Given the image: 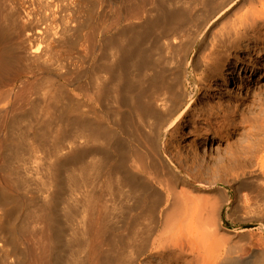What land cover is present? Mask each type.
<instances>
[{"label": "bare ground", "instance_id": "bare-ground-1", "mask_svg": "<svg viewBox=\"0 0 264 264\" xmlns=\"http://www.w3.org/2000/svg\"><path fill=\"white\" fill-rule=\"evenodd\" d=\"M93 1L44 0V3H38L39 6L36 7L34 6L35 2L30 4L28 1L29 4L27 5V0H0V103L4 100L6 105V101L12 94V88L19 80L20 85L27 87L24 84L28 82V79L33 78L34 83L38 84L36 88L39 90L41 86V89L44 90L42 93L40 89L44 96L43 109L45 114H51L55 121L61 122L60 126L52 133L54 134V142L52 149L49 148L47 151L49 152L46 155L47 159L44 156L46 161L44 164L39 162L43 164L40 168L42 181L41 187L37 191L43 195V201L37 202L36 214L28 217L31 221L27 218L33 226L39 222L45 225L41 236L43 242L40 240L44 244V248L42 247L44 249L42 258L44 264H83L82 260L80 261L78 256L76 257V253L84 250L86 246L85 241H80V237L83 236L80 233L81 230L77 232V230L73 231L75 228L71 229V233H68L70 239L64 240L68 242L69 249L65 248L67 252L63 250V247L66 246L62 241L65 232H63L64 227H62V220H60L57 211L62 206L64 213L62 216L70 223L73 220V210H71L69 200L72 201V204L74 201L78 206L79 209L76 208L79 210L77 213H81V219L78 220L86 221L87 226L85 225V228H87L85 231L88 229V232L91 233L92 245L90 260L88 259L90 264H144L140 263L138 258L145 254L149 259H146V263L153 264L151 259L156 245L155 235L157 231L163 230V228H160V231L158 229L160 227H158L159 221L164 220L168 230L174 233L173 235L181 233L186 228L184 222L187 219L184 218L185 220L182 221V214H186V210L190 206L193 207L191 203L197 202L196 200L200 198L196 197L194 200L193 195H190L193 197L191 199L187 190L191 189L192 193L193 191H202L200 187L203 186L205 180L204 178L202 181L199 177L191 179L189 174L183 171L184 163H187L186 160L191 155L189 157L188 155H180L179 162L176 160L178 163L175 165L176 169L172 166L175 155L172 156L171 142L176 137L181 136L184 128L187 127H189L188 132L195 138L202 134L210 136L215 133L216 135L221 129H231L242 124L245 126L250 124L249 105H246L248 109L243 108V113L240 112L239 122L234 117L236 111L231 103L225 107L221 105L206 107L204 104L200 109L196 107L198 103L195 96L202 88H200L201 83L208 88H212L214 85L216 87L228 85L236 74L233 65H231L230 57H227L226 60L220 58L221 61H218V58L222 56V50L217 51V55L212 54L214 57L211 55L213 58L210 60V56L208 62L205 59L203 61V56L201 57V54L206 50L210 53L212 50L210 48L214 43L218 45L219 41L214 42L213 33L219 24L221 26L224 18L232 15L234 9L231 7V3L233 0H136V2L134 0H113V3L118 4V6L105 18V22L103 21L105 23L104 29L110 34L102 37L101 45L98 44L99 37L97 38V30L99 29L96 30V26L92 27V24L91 26L87 24L90 23L91 18L88 20L90 17L89 9L93 5ZM132 2H134L133 5L126 6ZM257 2L261 5L260 9H256L254 6L255 9L251 11L246 10L249 13L250 20H248L253 34L244 33L243 37L246 39H241V42L249 41L255 36L264 37V32H260V29L264 28V1L257 0ZM236 11L235 13H237ZM83 13L89 15L84 18L85 20L83 19L89 28L86 26L88 29L86 28L87 31L81 36L82 42H80V34L78 33L80 22L77 23V19H79L78 14L83 15ZM243 16L245 17V15ZM239 45L236 48L240 47ZM214 46L217 49L215 44ZM246 46L245 50L243 49L245 53L250 50L248 44ZM78 52L83 53L81 59L83 65L90 59L89 66L86 64V68L84 67V77L87 78L85 84H80L79 79L76 78L71 80L66 77L64 79L65 77H61L62 73L57 74V77L52 76L50 73L52 65L54 66L55 63L60 65L63 61L66 63L73 62V58L78 55ZM191 55L194 56L192 59L190 58ZM213 59L217 62H214ZM52 72L55 74L58 71ZM262 76L261 72L259 79ZM70 86L80 91L90 103V105L82 103L83 107H88L84 111L81 110L83 109L82 104L77 101L79 108L76 105L75 108L78 110L75 111L78 112L75 118L72 116L73 114L71 115L74 119L68 117L69 108L67 106L72 98L68 94ZM189 86L194 90L193 93L189 91ZM210 88L206 90L208 94L204 95L205 97L213 95ZM259 91V93L264 94L262 92L264 90ZM27 92L25 91V93ZM30 105L33 106V103ZM3 106L0 108V114L6 110ZM35 107L33 108L34 112ZM259 107L262 108L263 112L258 120L259 127L256 131L258 135L248 143L237 147L229 143V136L227 139L225 136L215 138L220 142H226V150L217 153V156L224 158L226 162H236L234 163L236 164L235 167L239 165L242 168L240 172H237V169L236 173L234 172L229 188L234 189L244 202L254 200L255 204H260V209L264 215V125H262L264 122V102H261ZM50 109L52 111L54 109V111L52 112ZM88 114L91 116L90 118ZM29 115L27 116L29 117ZM32 116L34 118L35 114ZM201 116H205L203 126L198 124V120L202 119ZM105 118H107L106 121L110 120V124L105 123ZM13 119L9 122H13ZM66 121L72 125L71 132L65 128L64 123ZM71 125L69 126L71 127ZM12 129L14 130V127ZM16 129L15 132L18 131V128ZM30 129H32L31 136L25 135V132L20 133V131L17 132L18 135L12 136L9 132L10 134L2 142L4 156L2 155L1 164L5 167V174L9 177L5 187L0 186L2 187L0 188V256L5 261L8 259L17 261L19 259L17 253L19 250L17 249L20 248L21 241L19 242L18 236L15 237V227L18 224L15 225V223L19 220L15 210L18 209V205L20 207L21 200L13 194V190H19L20 187L24 190L28 187V184H25L28 182L24 181L25 176L23 179L19 173L21 172L19 171L20 167L22 168L21 165L25 164L27 157L25 155L31 153L34 148L43 146V149L46 148L44 139L47 132L44 134L41 131L39 134L41 128L39 132L38 128L33 129L31 127ZM22 130L24 131V128ZM8 131H10L9 124ZM52 134L50 133L49 137ZM28 138H36L38 141L34 142L32 146V144H27ZM205 140L207 139L205 138ZM252 141H254L253 144ZM61 151H65V154H61ZM183 176L186 180L183 179ZM38 177L40 178V176ZM189 180L195 181V184H190ZM226 181L223 183L228 185L229 183L227 184ZM213 185L215 186V184ZM65 189L68 192H65ZM222 189L227 191L226 188ZM75 193L79 194L78 199L73 198ZM199 193L196 194L201 196ZM204 199L211 200V198L208 200V197ZM74 206L72 207L75 208ZM25 210L27 211V208ZM208 210L210 211L209 213L206 212L208 213L207 216L205 215L208 218L206 220L212 222V219L216 217L221 218V209L212 206ZM14 214L16 215L14 216ZM196 215L198 216V214ZM115 219L118 221L117 226H115L116 229L114 225L110 226L108 223ZM200 224L202 223L198 225L201 226ZM204 226L201 228H204L203 231L205 232ZM23 229L20 226L21 234L24 232ZM38 229L40 230V228ZM114 229L123 232V234L112 233ZM27 230H29L28 227ZM31 233L33 234V232ZM182 233L184 235L185 230ZM160 234L158 233V235ZM205 238L207 239V237ZM164 241L163 244H166L167 240ZM33 242L35 241L33 240ZM205 242L194 238L187 240V244L191 248L205 244ZM105 244L109 245L106 251L103 249ZM163 244L161 243V245ZM179 245L181 244L179 243ZM170 246H172L171 243ZM220 246L213 248L217 250ZM21 247L24 246L21 245ZM117 248L127 249L128 254L125 251L126 256L122 255L121 252L123 251ZM228 248L230 249L227 250L229 251L228 255L223 262L220 261L221 264H237L234 256V254H238L237 251H232V247ZM210 263L216 264L215 261ZM1 264L3 263L1 262ZM259 264L261 263L259 262Z\"/></svg>", "mask_w": 264, "mask_h": 264}, {"label": "rangeland", "instance_id": "rangeland-1", "mask_svg": "<svg viewBox=\"0 0 264 264\" xmlns=\"http://www.w3.org/2000/svg\"><path fill=\"white\" fill-rule=\"evenodd\" d=\"M28 1L30 2V4H33L35 2L36 5L34 3V6H36V7L39 6L38 3H42V2L44 3V0H42V1L41 0H35V1L32 0L33 2L31 0H27V2ZM37 1H40V2H37ZM134 1L136 2V0H134ZM262 1H264V0H262ZM29 2L27 3V5L29 4ZM92 4L93 5L90 7L91 10L89 9L90 17H88L89 15H85L84 13H83V15H81L82 13L78 14V18L79 19H77V23H78V21L80 22L79 23V27L80 28L78 30V33L80 34L79 40L80 39L82 40L81 36H83L85 34L84 32H86L87 29L89 28V25L91 26V24H92V27L96 26L95 27L96 30L99 29V30H97V32H98L97 38L99 37L98 38V44L101 45L100 41L102 40V37L104 38V36H106V35L108 36L110 34L109 32L106 31V29H104L105 18L112 11H115L117 9L118 4L113 3V0H94ZM133 4H134V2H132L131 4H127L126 6L133 5ZM231 4H230L231 7H233V9H234V11L232 13L233 16L230 14V16L226 17L227 19L224 18L223 19L224 21L222 20L221 26L219 24V26H217L218 28L216 27V30H214L215 33H213V36L215 37V38L213 37L214 42L219 41V43H220V44L218 43V45H217V43H214L216 45L217 49L219 47L220 48L222 47L223 49L219 48L217 50L215 48L214 44H213V46L210 48V50L212 49L211 50L212 52L210 51V53H209V51L206 50L205 52H203L201 54V57L203 56L202 60L205 59L208 62L209 59H210V56L212 54L215 53V55H217V51L219 52V51L222 50L224 53L221 51V53H222L221 55L222 56L218 58V61H221L223 59L226 60L227 57L228 58L230 57L231 65H233L234 71H235L236 74H234V79L230 80L228 85H223V86H218V87H216L214 85L212 88L209 87L210 90L213 91V95H211V96L208 95V97H205L204 95L208 94L206 92V90H208L209 88L206 87V85L204 86V84L201 83L200 88L201 87L202 88L197 92V94L195 96L196 100H197V103H198V105H196V107L198 109H200V108H202L203 104L206 107H215V106H218V105H221L222 107H225V106H229L230 103H231V106L233 105L232 107L236 111V115H234V117L237 120V122H239L240 121V116H241L240 114L243 113L242 111L244 110L243 108L248 109L247 106L249 105L250 106V112H251L250 122L249 123L251 125L248 124V125L245 126V124L244 125L242 124V125H239L236 128L234 127V128H231V129H221V130H219L220 132H217L216 135H215V133H212L210 136L209 135L205 136V134H202V135H199L198 137H195V138H194V135H191L188 132L189 131V127H187V128H184L183 133H182L181 136H178V138L176 137L175 140H173L171 142V147H172V151H173L172 156H174V155L176 156V157L175 156L173 157V161L174 162H172V166L175 167V165L178 164L177 162H179V158H180L179 156L180 155H182V156L183 155L184 156L188 155V157L191 155L189 158H187V160H186L187 163H184L183 171L186 172V174H189L191 179H194L195 177H199V178H201L202 181L204 180V178H205V180L203 181V183H204L203 186L200 187V189L202 191H198V192L195 191L197 194L200 192L199 194L202 197L198 196L194 191H193V193H195L196 195L193 194L190 191L191 189L190 190L186 189L187 191H189V197H191L190 195H193L194 200L196 199V197H200L202 199L198 198L196 200L198 202V204L195 201H194L195 204L191 203L193 207L190 206L189 209L186 210V214H184V213L182 214V216H183V217H181L182 219L180 218L182 221H184L187 218L185 220L186 222H184L185 223V227H186V228L184 227L185 228L184 229L185 230V234H184L185 236L182 233V231L184 232V230H182L181 233H179V234L173 235L174 233L172 231L168 230V226L166 225L167 223L164 220H160L159 221L160 223H158V227L159 226L160 227L158 229L160 231L161 230L160 228H163V230H161V231L162 232L164 231V232L163 233L161 231L160 232H158V231L156 232V235H155V240H156L155 244L156 245H155L154 250L152 252V259H151L153 261V264H156V263L157 264H209L210 262H213V261H215L216 264H219V263L221 264V262H223L224 259L226 258V256L228 255L229 251H227V250H230L228 247H230V248L232 247L233 248V249L231 248L232 251H237L238 254H234L237 264H253V263L254 264L258 263L259 264V262L261 264H264V217H263L264 215L262 214V211L260 209L261 208L260 204H255L254 200H248V201L244 202V200L236 193V191L234 189L229 188V187H231V183L230 182L233 179L234 174L236 173V169H237V172H240L242 170V168L239 165H237V167H235L236 164H234V163H236V162H232V163L231 162H226L224 158H220L219 156H217L218 155L217 153L226 150V142H224V143L220 142V140H217V138H215V137H217V136H222V137L225 136V138L227 139V137L229 136L228 137L229 143H232L234 146L240 147V146L248 143L256 135H258V134H256L257 128L259 127L258 120H259V118H260V116L262 115V112H263V110H261L262 108L259 107V106H260L261 102H264V94L262 93L263 94L262 95L261 93H259L260 92L259 90H261V89L264 90V40H263L264 37L262 35H261L262 37L255 36V37L250 38L249 41L241 42V39H246L245 37H243L244 33H246L248 35H252L253 34L252 31H251V27L249 25L250 18H249V13L247 11H249V10L251 11V10L255 9V7H256V9H260L261 5H259L257 0H233V2ZM235 11L237 13H235ZM234 13H235V15H234ZM236 14H238V15H236ZM243 15H245V17ZM86 16L88 17V20H89V18H91L90 19V23H87V22L84 21L85 20L84 18H86ZM234 16H236V17L234 18ZM247 16H248V18H247ZM241 18H243V19H241ZM243 20H244V23L246 22L245 24L243 23ZM240 22H242L244 25L242 23H240ZM81 23H82V25H81ZM86 23L89 24V25H87ZM245 25H246V27H245ZM237 29L239 31H236ZM260 32L261 33L264 32V28H261ZM241 35H242V37H241ZM257 39H260V40H257ZM81 40H80V42H82ZM223 40H224V42H223ZM257 42H259V44H256ZM239 44H241V45H239ZM247 44H248V47H249L250 50H249V52L245 53L244 50H245V47H247L246 46ZM238 45L240 47L236 48V46H238ZM79 54H81L80 55L81 57L79 56ZM82 54H83L82 52H80V53L78 52V55L75 56V58H73V62L69 61L68 63H66V62L63 61L62 63H60V65H59V63H55L54 64L55 67L53 65L51 66V72L50 73L52 74V76L54 75L56 77L60 73H62L63 75L61 74L62 76L61 75L60 76L63 77V78L65 77L64 79H66V77L71 79V80L76 78V79H79L80 84H85V81L87 80V78L84 77V73L83 72H84V70L86 68V64L89 66L90 59H88L86 64L83 65V63H81L82 62L81 59L83 57ZM212 56H211L210 60H212V58L214 57V56L213 57ZM193 57H194L193 55L190 56L191 59ZM220 58H221V60H220ZM205 60H203V61H205ZM213 61L215 62L216 60L213 59ZM64 63H65L66 66L64 65ZM62 65H64L65 67L62 66ZM67 65H68V68H67ZM58 66H61L63 69L61 67H58ZM53 67H54V69L52 70ZM59 69H61V70H59ZM75 70H76V72H75ZM52 71H54V73L57 72V71L58 72L55 73L56 74L55 75V74H53ZM261 72H262L263 76H262V78L259 79V75H260ZM198 73H200V72H198ZM70 74H71V76H70ZM34 82H35V80H33V78L32 79H28V82H26L24 84V85L27 86V87H25L23 85H20V80H19L17 82V84L14 85V87L12 88V92H11L12 94L10 95L8 100L6 101L7 102L6 105H5V102H3L4 100L0 103V108H2V106L4 105L3 107L6 109L5 111H2L1 114H0V186L5 187V185L9 181V177H7L8 175L5 174V172H6L4 170L5 167H3L2 164H1V162L3 160V156H4V154L2 152L3 151L2 142L4 141V139L10 133L12 134V136L18 135L19 131H20V133L21 132H23V133L25 132L26 133L25 135H27V136L28 135L31 136V132H32V129H30L31 127L33 129L34 128H38V132H39V130L41 128L39 134H41V131L44 132V134H45V132H47L46 133V138L47 139L46 138L44 139L45 144H46V146H45L46 148H44L45 150L43 149L44 146L41 147V148H34V150L31 153H28V154L25 155V157L27 156L28 158L26 157L25 158V164L21 165V166H23L22 167L23 169L20 167L19 171H21V172H19V173H21L20 175L23 176V179H24V176H25L24 181L28 182V183H25V184L26 185L28 184L27 188L30 189L29 190V189L26 188V189L23 190L22 187H20L21 189H19V190L17 189L18 191L15 190V189H14L15 191L13 190V194H15V196L19 197V199L21 200V202L19 203V204H21L20 207L18 205V209L15 210V213L17 215L14 214V216L16 215V217L19 220L16 223L15 222L14 223H15V225L17 223L19 224V225L17 224L16 227H15L16 228L15 237L18 236L19 237V242L21 241L22 243L20 242V245H19L20 248L17 249V250H19V251H17V253L19 254V259L17 261L13 260V259H8V260L5 261V260L1 259V256H0V261L3 264H6V263L7 264H12V263L13 264H25V263L26 264H32L33 261H34L33 264H44V261L42 259L43 255H44V249H43L44 248V246H43L44 244L42 243L43 239H42L41 236H42L43 230H44L43 226H45V225H44V223L40 224V222L38 221L39 223L36 224L35 226H33L32 222H30L31 220L29 218H30V216H33V215L36 214V212H37V207H36L37 206L36 205L37 202L43 201V197H42L43 195H41V193L39 191H37V190L40 189L41 181H42L41 180L42 178H41V169L40 168L44 164V161H46V159H47L46 155H48V153H49L47 151H49V148H50V150L52 149L51 147L53 146L52 144L54 142V137H53L54 134H52V133L55 131V129L58 128V126H60L59 124H61V122L59 120L55 121V119H53V115L45 114L44 109H43V107H44V103H43L44 102V96L42 94V93H44L43 92L44 90H43V88L41 89V86H40V89L42 90V93H41L40 92L41 90L40 89L38 90V88H36V87H38V84H36ZM34 84H35V86H34ZM73 88H74L73 86H70L68 88V94L71 95V97H72L70 102H69V104H68V106H67V108H69V113H70V114L68 113L69 119H74L75 118V115L78 112V111L76 112L75 110H78V108H79V106L77 104L78 102H79V104H82V103L83 104L84 103L87 104L88 103L87 102V98L83 97V95H82V93L80 91L76 90L75 88L73 89ZM29 89H30V91H29ZM36 89H37L38 92L36 91ZM25 91L26 92L28 91V92L25 93ZM189 91H191L192 93L194 91V90H192L191 86H189ZM21 92H23V93H21ZM33 92H35V93H33ZM262 92H264V91H262ZM15 93H16L17 96L15 95ZM26 95H28V96H26ZM41 95H42V97H41ZM14 96H15V98H14ZM22 97H24V98H22ZM30 98H32V99H30ZM246 98H247V100H245ZM0 101H1V99H0ZM36 101H37V103L39 102L38 103L39 106L36 103ZM20 102H22V103H20ZM23 102H24V104H23ZM202 102H204V103H202ZM32 103H33V106L30 105ZM36 104H37V106H36ZM73 104H75V105H73ZM83 104L81 105L82 107H83ZM88 104L90 105V103H88ZM76 105L78 106L77 109L75 108V107H77ZM23 106H24V108H21ZM34 107L37 109V110L35 109V112L33 111ZM39 108H40V110H39ZM70 108H72V109H70ZM87 108L88 107H83V109H81V110L86 111ZM259 108H260V110H259ZM31 110H32V112H31ZM28 111L30 112V115H29ZM53 111H54V109H53ZM9 112H10V114H9ZM11 112H13V113H11ZM23 112H26V113H23ZM32 113L35 114V116H34L35 119L33 118V116L31 117V115H33ZM26 114L29 115V117ZM12 115H13V117H11ZM50 115H51V117H50ZM71 115L74 116V118ZM17 116H18V118H17ZM25 116H26V118H25ZM88 117L90 118L91 116L88 114ZM201 117H202V119L198 120V124L203 126V123H205V122H203L205 116H201ZM12 118H14L13 122L12 121L9 122ZM41 119H42V121H41ZM104 120H105V123H107V124L110 121V120L106 121L107 118H105ZM1 121H2V123H1ZM54 121H55V123H54ZM251 121H252V123H251ZM40 122H41V124H40ZM43 122H44V124H43ZM67 122L68 121H66L64 123L66 126L68 125L67 127L65 126V128H67L68 132H71L72 131V125L68 124L69 122L68 123ZM19 123H21V124H19ZM8 124H9V127H10V131H8ZM22 124L25 125V126H23ZM47 124L50 125V126L47 127L48 126ZM56 124H57V126H56ZM69 125H71V127ZM262 125H264V122H263ZM15 126H16V128H18V131H17L18 133L15 132L17 130L15 128ZM63 126L64 125L62 123V127ZM13 127H14V130L12 129ZM68 127H70V128H68ZM23 128H24V131L22 130ZM26 128H28V129H26ZM49 129H51V130L49 131ZM248 130H249V132H248ZM50 133L52 135L49 137ZM205 138L207 140H205ZM36 141H38V139L36 140V138H34V139L28 138V141H27L28 143L27 142L26 143L27 144H32V146H33L34 142H36ZM253 143H254V141H252V144ZM33 152H34L35 155L33 154ZM64 152L65 151H63L61 154H63ZM44 156L46 157V159H45ZM33 159H35V160H33ZM176 160H177V162H176ZM36 161H37V163H35ZM39 162L40 163L43 162V164H40ZM220 162L222 164H219ZM29 163L30 164L32 163V164L30 165ZM229 163H231L230 165H232L234 167H231L229 165ZM37 164H39V165H37ZM198 166H200V167H198ZM188 167H189L191 172L189 171ZM39 169H40V171H39ZM175 169H176V167H175ZM197 170L201 171V172L198 173ZM183 171H182V174L184 175ZM196 171H197V173H195ZM231 171H233V172H231ZM194 174H195V176H194ZM230 174H231V176H230ZM38 176H40V178ZM223 176L226 177V178H224ZM217 177H219V178H217ZM36 179H38V180H36ZM183 179H185L184 176H183ZM223 181H226V183L227 184L229 183V184L226 185V184L223 183ZM189 183L190 184H195V181L189 180ZM207 183H208V185H207ZM213 184H215L216 187ZM2 187H0V188H2ZM205 187H207V189H205ZM222 188H226L227 191H224ZM35 189H36V191H35ZM204 191H206V192H204ZM222 191H223V193H222ZM65 192H68V190L65 189ZM29 194H30V196H29ZM203 194H205L206 197H205V195L203 196ZM74 195H73L74 199H78L80 197L79 194L75 193ZM193 197H191V199ZM203 197L204 198L208 197L209 198L208 200H210V198H211V200L207 201ZM205 200H206L207 203L208 202H211V203L207 204L205 202ZM27 201H29V202H27ZM70 201L71 200H69L70 207H71V210H73V220L70 221V223H68L69 221H66L63 218V216H62L64 214L62 212L63 211L62 206L59 207V211H57L60 220H62L61 224H62V227H64L63 228V232H65V233H63L64 234V236H63L64 238L62 237V241H64V240L68 241L70 239L69 238V234L71 233V229L72 228H75V230L73 229V231L77 230V232H80V230H81L80 233L83 234L82 237L84 239L82 237H80V241L81 240H82V242L85 241L86 242V246H85V249H84L85 251L84 250H80L79 252L76 253V257L78 256L79 260L80 261L82 260L83 264H90L89 260H90V251H91V245H92L91 233L88 232V229L86 230L87 232L85 231V229L87 228V227L85 228V225L87 226V222L86 221L83 222L82 220H78L79 218L81 219V213L80 214L77 213L79 211L78 210L79 209L78 206H76L74 201H73V204H72V201L71 202ZM26 202L29 203V204H27ZM213 202H214V204H213ZM32 203H33V205H32ZM71 205L72 206L75 205L74 206L75 208H73ZM212 206H215L218 209H221V213H220L221 218H217L216 217L215 219H212V222H210L211 220L210 221L206 220V219H208V218H206V216H207V214L210 211V210H208V208L210 209ZM26 208H27V211L25 210ZM76 208H78V209H76ZM33 209L36 210V211H34ZM259 209H260V211H258ZM205 210H207V211H205ZM206 212H208V213H206ZM260 213H261V215H260ZM196 214H198V216ZM74 216H75V220L76 221L74 220ZM77 216H78V218H77ZM201 217H205V218H201ZM23 218H25L26 220H24ZM27 218L30 221H28ZM82 218H83V215H82ZM202 219H204L205 221H202ZM20 220H22V222H19ZM198 220H201L202 222H199ZM23 221H28V222H23ZM111 222H108V223H110L109 225L110 226L114 225V228L116 229L115 226H117L118 221L115 219V220H113V222H115V223H113V222L111 223ZM198 222L202 223V224H200L201 226H204V225L208 224L206 227L204 226L205 229H206L205 232L203 231L204 228L202 229L201 226L198 225L199 224ZM203 222H204V225H203ZM21 224H23V225H21ZM211 224L213 225V227H211L212 226ZM20 226H22L24 228L22 230V231H24V232H22V234L24 233L23 235L20 232ZM66 226H67V228H69L68 230H67ZM161 226H163V227H161ZM27 227L29 228V230H27ZM32 227H33V229L31 230ZM207 227H208V231H207ZM210 227L212 228V230H211ZM38 228H40V230ZM76 228H78V229H76ZM25 229L27 230V232H26ZM115 229L112 231V233L114 232V233H119L121 235L123 234V232H121L119 230H115ZM36 231H37V233H36ZM38 231H41V232H38ZM31 232H33V234ZM34 232L36 233V235H35ZM110 233H111V230H110ZM158 233L159 234L161 233V234L158 235ZM204 233L206 234L205 236H204ZM27 236H29V237H27ZM67 236H68V238H67ZM156 236L157 237L160 236V237L157 238ZM203 236H204V238H203ZM180 237H182V238H180ZM205 237H207V239ZM166 238H168V239H166ZM189 238L190 239L194 238V239H197V240H200V241H204V242L206 241V242H205V244H199L200 248H199V245H197V246H193L192 247L193 249H192L187 244V240ZM89 239H90L91 242L89 241ZM164 239H165V241H164ZM182 239H184V240H182ZM33 240L35 242H33ZM166 240H167V243L163 244V241L166 242ZM67 243L68 242H66V241L63 242V244L66 245V246L63 247L64 248L63 250H65V248H68ZM161 243L164 246L161 245ZM170 243H171L172 246H170ZM179 243L181 245H179ZM220 243H221V246H220ZM88 244H89V248H88ZM217 244H218V246H215ZM21 245L24 246V247H21ZM203 245H205V246H203ZM104 246H105V248H103ZM175 246H178V247H175ZM182 246H183V248H182ZM214 246L215 247H219L220 246V248L219 249L217 248V250H216V249H214L215 248ZM103 247L102 248L104 249V251H106V250H108L106 248H109V245L105 244V245H103ZM165 247L166 248L169 247V248H167L168 250ZM196 247H198V248H196ZM235 247H236V249H235ZM117 249H119V248H117ZM160 249L161 250L163 249V250L161 251ZM119 250L123 251V252L119 251V252H121L122 255L127 252V249L124 250V248L123 249L120 248ZM23 251H24V253H23ZM204 252H205V254H204ZM126 254H128V252ZM126 254H124V255L126 256ZM109 255H110V253H109ZM29 256H31V257H29ZM36 256H38L39 258L36 257ZM199 258L200 259L202 258V259L200 260ZM146 259L149 260L148 257H147V254H145L143 256H140L138 258L139 262L140 263L142 262L144 264H147L146 263L147 262ZM36 261H37V263H36ZM1 262H0V264H1ZM210 264H212V263H210Z\"/></svg>", "mask_w": 264, "mask_h": 264}]
</instances>
